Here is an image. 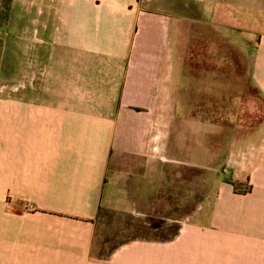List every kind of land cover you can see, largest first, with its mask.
Returning <instances> with one entry per match:
<instances>
[{"label":"crops","instance_id":"1","mask_svg":"<svg viewBox=\"0 0 264 264\" xmlns=\"http://www.w3.org/2000/svg\"><path fill=\"white\" fill-rule=\"evenodd\" d=\"M223 41L231 65L250 56L254 124L186 100L222 91ZM192 169L214 178L196 217L94 249L102 208L160 209ZM0 264H264V0L0 5Z\"/></svg>","mask_w":264,"mask_h":264},{"label":"rangeland","instance_id":"2","mask_svg":"<svg viewBox=\"0 0 264 264\" xmlns=\"http://www.w3.org/2000/svg\"><path fill=\"white\" fill-rule=\"evenodd\" d=\"M231 52L232 48L229 46V43L223 41V64L221 68L223 80L220 81L222 91L214 92V87L211 86L217 85L219 82L207 80L205 95L194 96L191 94L186 97V100L187 102L190 101V103L197 104L198 108L204 111V115L208 119H223L224 122L229 123L232 120L231 116L233 114L234 117L238 115L240 120L254 124L261 117L262 99L249 78L251 59L249 55L242 53L238 59L240 64L231 65ZM206 67V73L213 76L210 64H207ZM216 67L214 66L212 69ZM231 72H236L235 76L238 74L241 80H234L232 76H228ZM5 83L6 81H2L3 86L1 87L5 88ZM220 93L222 94L220 95ZM174 121L173 138L175 140L176 136H182V130L177 129L180 127L181 121L177 114H175ZM209 125L211 127L206 130L207 132L204 135L205 141L208 142V148L213 146L214 141L222 138V131L225 129H217L216 131V123ZM189 174L190 177H184L185 185L178 184L177 180L179 179L176 178V184L172 187V193H169L171 187L169 191L160 192L161 204H159L164 206L160 209H132L130 211L121 210L120 212L118 209L102 208L98 215L94 234V249L100 250V254L103 255L114 246L132 238L169 237L176 231L177 221L185 217H196L198 215L196 207L198 205L199 190L207 188V195L210 196L211 192L209 191L212 190L214 178L207 176L205 185H203L204 178L202 179L198 176V171L192 169ZM180 181H183V179H180ZM187 181L191 182L188 186H186ZM183 186H185V190L189 189L190 193H185L182 196V192L178 191ZM184 197H189L190 202L184 201L183 203L182 199ZM184 204L189 205V208L183 207L185 206Z\"/></svg>","mask_w":264,"mask_h":264},{"label":"trees","instance_id":"3","mask_svg":"<svg viewBox=\"0 0 264 264\" xmlns=\"http://www.w3.org/2000/svg\"><path fill=\"white\" fill-rule=\"evenodd\" d=\"M10 2V0H0V5L4 8H6L7 4ZM237 185L234 184V189H236Z\"/></svg>","mask_w":264,"mask_h":264}]
</instances>
